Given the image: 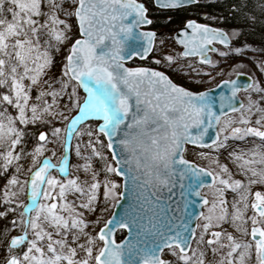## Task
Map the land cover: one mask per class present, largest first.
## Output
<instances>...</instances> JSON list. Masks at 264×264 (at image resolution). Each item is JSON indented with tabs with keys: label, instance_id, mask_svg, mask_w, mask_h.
Returning <instances> with one entry per match:
<instances>
[{
	"label": "snow or ice",
	"instance_id": "snow-or-ice-1",
	"mask_svg": "<svg viewBox=\"0 0 264 264\" xmlns=\"http://www.w3.org/2000/svg\"><path fill=\"white\" fill-rule=\"evenodd\" d=\"M152 24L141 0H0V264H264V82L222 64L252 49Z\"/></svg>",
	"mask_w": 264,
	"mask_h": 264
},
{
	"label": "trees",
	"instance_id": "trees-1",
	"mask_svg": "<svg viewBox=\"0 0 264 264\" xmlns=\"http://www.w3.org/2000/svg\"><path fill=\"white\" fill-rule=\"evenodd\" d=\"M141 2L149 8V15L153 20L150 28L158 33L174 36L175 31L181 28L188 19H195L198 22L224 29L228 33L237 32L238 35L234 42L237 46L248 47L257 52L264 51V12L257 7L258 4L264 3V0H199V3L194 6L167 12H161V10L153 7L152 0H141ZM242 2L246 3L247 7L240 11H234L233 8ZM61 60L56 54L57 63L53 69L54 72H57ZM128 65L132 67L137 65L149 66L147 61L138 59L130 61ZM168 74L175 82L193 90L197 89L196 84L191 85L183 79L176 78L172 73ZM188 158L194 159L195 157L189 155ZM3 182L0 179V184ZM124 236L125 233L118 234V241L122 240Z\"/></svg>",
	"mask_w": 264,
	"mask_h": 264
},
{
	"label": "rangeland",
	"instance_id": "rangeland-1",
	"mask_svg": "<svg viewBox=\"0 0 264 264\" xmlns=\"http://www.w3.org/2000/svg\"><path fill=\"white\" fill-rule=\"evenodd\" d=\"M235 32V31H233ZM233 32H229V36L230 38L232 39V42L234 44L235 40H236V37H232V33ZM237 33V32H235ZM233 48H236V47H240V46H237V45H233ZM221 50H224L223 47H219ZM244 48H248V47H244ZM175 49L176 51H181V47H179L176 43H174L172 40H169L168 43H167V46L166 48L164 49L165 52H168L170 50H173ZM59 57L62 59V54H58ZM261 58H264V51L262 52H257V51H254V50H251V51H244L242 55H239V56H236V55H230L226 61H222V64L225 68H229V67H232V66H237L233 73H231V78H233L237 73H245V74H248L250 76L253 77L254 81H257V82H264V77H263V74L262 72L258 69L256 63L254 61H259ZM195 58H193L194 60ZM213 59L216 60V59H220L219 57H217L215 54H213ZM60 67H61V64L58 66L57 68V73L59 72L60 70ZM165 70V69H163ZM168 73H171V72H168ZM173 74V73H172ZM174 75V74H173ZM176 78H179L180 80L182 78H180L179 76H176L174 75ZM225 79L229 78V76H225L224 77ZM185 80V79H183ZM187 81V80H185ZM189 84L193 85V83L187 81ZM219 81H214L212 84H211V87L215 86L216 83H218ZM196 87H198L196 85ZM240 98L246 103V93L245 92H241L240 93ZM256 98V97H254ZM231 143V142H230ZM253 145L251 143H243V142H236L234 147H236L237 149H249L251 148ZM59 155V153H58ZM58 158V157H57ZM57 158H54L53 159V162H56V159ZM220 160L222 163H229V160H228V152L227 151H222L221 155H220ZM75 157H73V163H75ZM200 163L203 164V162L201 161ZM229 167L232 168L233 166L229 163ZM236 178H239V177H236ZM254 190H260L259 188H254ZM229 199H231V196L229 197ZM231 230V229H229Z\"/></svg>",
	"mask_w": 264,
	"mask_h": 264
},
{
	"label": "water",
	"instance_id": "water-1",
	"mask_svg": "<svg viewBox=\"0 0 264 264\" xmlns=\"http://www.w3.org/2000/svg\"><path fill=\"white\" fill-rule=\"evenodd\" d=\"M193 5H196V4H192V5H188V6H185V7H190V6H193ZM183 8V7H182ZM211 26V25H210ZM149 27V26H148ZM148 27H146V28H144L143 30H151V29H149ZM212 27H214V26H212ZM181 28H183V27H181ZM180 28V29H181ZM214 28H217V27H214ZM218 29H221V28H218ZM221 30H223V29H221ZM223 31H225V30H223ZM226 32V31H225ZM227 33V32H226ZM175 35V34H174ZM130 44H134L135 42L134 41H130L129 42ZM231 43L233 44V42H232V39H231ZM217 45H219V44H217ZM217 45H216V47H217ZM179 46V45H178ZM180 47V46H179ZM212 55V54H211ZM139 60V59H138ZM132 61V60H131ZM130 62V61H129ZM128 62V63H129ZM127 66H129V65H127ZM238 74V75H237ZM232 79H238V83H240L241 85H245V84H247L250 80H254L253 79V77L252 76H250V75H248V74H245V73H237ZM263 74V77H264V73H262ZM213 88H215V86H213ZM220 91V89H216V92L218 93ZM241 92H244L243 90L241 91ZM240 92V93H241ZM240 93L238 94V100H242L241 98H240ZM243 101V100H242ZM214 134H215V130H210V135H212V136H214ZM210 142V141H209ZM114 211H119V209H114ZM125 235H126V233H125ZM124 239V238H123Z\"/></svg>",
	"mask_w": 264,
	"mask_h": 264
},
{
	"label": "flooded vegetation",
	"instance_id": "flooded-vegetation-1",
	"mask_svg": "<svg viewBox=\"0 0 264 264\" xmlns=\"http://www.w3.org/2000/svg\"><path fill=\"white\" fill-rule=\"evenodd\" d=\"M194 6V5H193ZM184 8V7H183ZM180 9V8H179ZM195 20V19H194ZM197 21V20H196ZM198 22V21H197ZM199 23H202V22H199ZM183 27V26H182ZM180 29V28H179ZM178 29V30H179ZM217 47L219 48V47H223V46H221V45H217ZM212 56H213V54H212Z\"/></svg>",
	"mask_w": 264,
	"mask_h": 264
}]
</instances>
